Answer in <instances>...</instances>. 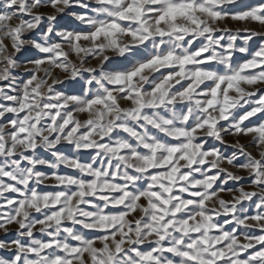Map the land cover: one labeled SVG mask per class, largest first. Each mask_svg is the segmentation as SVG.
<instances>
[{
  "label": "snow or ice",
  "instance_id": "1",
  "mask_svg": "<svg viewBox=\"0 0 264 264\" xmlns=\"http://www.w3.org/2000/svg\"><path fill=\"white\" fill-rule=\"evenodd\" d=\"M49 5L78 6L84 27L58 31ZM252 22L264 27V0H0V264H264ZM69 78L79 89L59 90Z\"/></svg>",
  "mask_w": 264,
  "mask_h": 264
},
{
  "label": "rangeland",
  "instance_id": "2",
  "mask_svg": "<svg viewBox=\"0 0 264 264\" xmlns=\"http://www.w3.org/2000/svg\"><path fill=\"white\" fill-rule=\"evenodd\" d=\"M243 2L244 3L255 4L257 2V0H243ZM39 11L44 13L45 15L55 13V9H53L50 5L40 8ZM80 11H81V9L78 6H73V7L67 8L63 13H55L57 15V21H56L57 30L58 31L59 30H69V31H71V30H81L84 26L81 25L80 22L78 20H76L75 17L73 16L74 12H80ZM89 14H91V13H89ZM15 22H17V21L14 20L13 23H15ZM225 25L227 27L235 29L237 27H240L242 25V22L238 23V22H235V21L226 20L225 24L221 25V26L223 27ZM42 26L44 28L47 27V21L46 20L42 22ZM247 26L252 28V29H254V30H256V31L264 32V27H261L258 22H252V23L248 24ZM25 39L26 40H31V39H33V35L31 33L26 34L25 35ZM4 43L8 44L9 45V49L11 50L10 41L9 40H5ZM260 43H261L260 39L253 38V40L249 42L250 51L257 50V48L259 47ZM35 54H36V50L33 49V48H30L28 46H26L24 49L21 50V52L16 54L17 62L19 63L20 67L17 68L13 72V75L16 76L18 82L27 79V75L24 72V69H25V67H28V68L32 67V65L30 63H28V61L33 59V58H35ZM71 58L74 60V62H76V63L79 62L78 60H76V57H75L74 54L72 55ZM246 58H248V57H246L243 54H240L238 52L234 54V60L237 63L238 62H242V60L246 59ZM113 63L114 64H118V63H121V62L114 61ZM95 64H96V60L91 59V58L88 60V65L95 66ZM88 65H85V66H88ZM37 75H41V73H37ZM53 75L58 77V78H60V79H62V80H64L65 77L67 76V74L64 73L60 69H54L53 70ZM49 82H51V81L49 80ZM79 87H80V83H78L76 81H73V80H71L69 78V79L65 80V83L59 87V90L65 91V92H68V93H72V92L78 90ZM249 90H251V89H249ZM79 118L83 120L85 118V115L81 114V116ZM250 119H255V118L253 117V118H250ZM245 123H247V122H245ZM224 139L226 141H228L229 143H233L237 139H239L240 143L249 144V141L251 140V136L235 137L233 135H228ZM208 143L209 144H214L216 142L210 139L208 141ZM222 150L225 152V154H231V152L233 151V149L228 148L227 146H224L222 148ZM248 150L253 152L254 155L257 154V149H256L255 145L249 144ZM224 166L227 167V165H224ZM231 170L234 171V172H237V174H239V175H247V173L244 170H238L236 168H232ZM238 186H239L238 184H235L233 182H229L227 184L228 188H235V187H238ZM244 187L247 190H251L249 188V181H245L244 182ZM221 195H222V197L225 200L230 199V194L228 192H223V193H221ZM249 212L251 214L252 212H254V209L250 208ZM221 223H223V218H221ZM256 234H259V233H256Z\"/></svg>",
  "mask_w": 264,
  "mask_h": 264
},
{
  "label": "crops",
  "instance_id": "3",
  "mask_svg": "<svg viewBox=\"0 0 264 264\" xmlns=\"http://www.w3.org/2000/svg\"><path fill=\"white\" fill-rule=\"evenodd\" d=\"M43 171H47V169H42ZM50 190V189H49ZM13 228H15V225H13ZM4 253L0 252V255H3Z\"/></svg>",
  "mask_w": 264,
  "mask_h": 264
}]
</instances>
